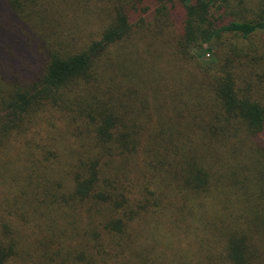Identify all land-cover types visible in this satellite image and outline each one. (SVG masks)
Listing matches in <instances>:
<instances>
[{
    "label": "trees",
    "instance_id": "1",
    "mask_svg": "<svg viewBox=\"0 0 264 264\" xmlns=\"http://www.w3.org/2000/svg\"><path fill=\"white\" fill-rule=\"evenodd\" d=\"M4 163L0 264H264V0H0Z\"/></svg>",
    "mask_w": 264,
    "mask_h": 264
},
{
    "label": "rangeland",
    "instance_id": "2",
    "mask_svg": "<svg viewBox=\"0 0 264 264\" xmlns=\"http://www.w3.org/2000/svg\"><path fill=\"white\" fill-rule=\"evenodd\" d=\"M94 31H95V28H92V32H94ZM212 50H213L212 47L204 46L201 49L194 50V53H195V55L199 61H201L202 63H204L208 67L211 66L210 70L212 72H216L215 69H217V68H216V64H215V59L213 58V55H212L213 54ZM0 168H1L0 169V209L2 211L3 210H10V207L12 205V196L14 193L18 194V192H15V191H17V188L21 187L20 181L23 183V180H22V178H19L16 175L13 176L11 174L12 171L11 172L6 171L7 168L5 167V163L3 165L0 164ZM21 170H22V168H20L19 171H17V172L21 173ZM2 172H4V174H6L5 181H1ZM14 173H15V171H14ZM9 187H10L11 193L8 195H5L7 193L6 189ZM13 206H14V204H13Z\"/></svg>",
    "mask_w": 264,
    "mask_h": 264
}]
</instances>
